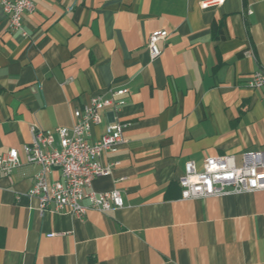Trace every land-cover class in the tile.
I'll list each match as a JSON object with an SVG mask.
<instances>
[{
	"label": "crops",
	"instance_id": "crops-1",
	"mask_svg": "<svg viewBox=\"0 0 264 264\" xmlns=\"http://www.w3.org/2000/svg\"><path fill=\"white\" fill-rule=\"evenodd\" d=\"M35 0L27 37L0 5V155L22 166L0 178V264H264V191L183 200L189 161L264 151V92L247 86L264 68V0ZM252 11L251 14H247ZM167 31L150 60L153 33ZM128 88L119 120L126 143L104 154L124 207L79 219L41 213L27 196L32 126L72 127L74 112ZM111 113L94 126L100 139ZM59 173L49 181L59 179Z\"/></svg>",
	"mask_w": 264,
	"mask_h": 264
},
{
	"label": "built area",
	"instance_id": "built-area-1",
	"mask_svg": "<svg viewBox=\"0 0 264 264\" xmlns=\"http://www.w3.org/2000/svg\"><path fill=\"white\" fill-rule=\"evenodd\" d=\"M226 0H209L201 7L223 5ZM13 32L27 37L24 18L36 10L35 0H0ZM248 11L247 14H251ZM167 31L151 35L148 50L150 60L156 61L162 54L159 43L166 41ZM247 86L264 92V68L250 75ZM128 88L109 89L107 96H94L81 110L74 112L72 127H58L43 130L32 126V141L24 145L27 163L39 167L34 184L27 196L37 201L41 213L53 212L70 215L79 219L89 211L108 213L123 208L124 198L120 190L97 192L93 188L96 178L112 174L113 166H104V154L114 153L126 143L124 131L128 124L119 120L127 104ZM111 113L114 121L107 124L100 139L90 142L94 126L104 121V115ZM22 166L17 149L0 155V178L11 177ZM59 173L53 182L49 177ZM183 200L224 197L243 193L264 191V151L247 152L241 166L233 156L209 157L203 161L202 170L193 161L185 165L184 175L179 180Z\"/></svg>",
	"mask_w": 264,
	"mask_h": 264
}]
</instances>
